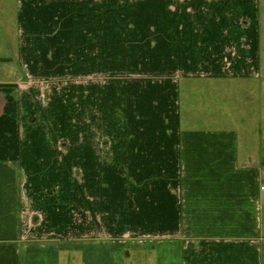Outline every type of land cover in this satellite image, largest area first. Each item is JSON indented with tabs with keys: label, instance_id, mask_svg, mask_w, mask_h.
<instances>
[{
	"label": "rangeland",
	"instance_id": "1",
	"mask_svg": "<svg viewBox=\"0 0 264 264\" xmlns=\"http://www.w3.org/2000/svg\"><path fill=\"white\" fill-rule=\"evenodd\" d=\"M13 3L0 0V24L9 28L16 23ZM124 3V7L110 4L107 29L98 31L99 38L92 44L82 33L75 34L74 41L70 39V48H64L67 40L52 39L59 36V26L44 32L41 25L40 77H30L23 87L29 90L30 103L40 107V205H47L40 208L41 242L179 237L186 227L178 222L183 175L178 156L179 113L184 128L198 131L232 129L243 121L251 131L258 120V104L254 100L248 103L252 96L245 92L248 86H240L248 83L180 81L182 75L197 74L206 66L196 63L197 53L202 52L194 49L198 44H162L163 27H156L160 30L155 35V27L151 30L147 24L149 17L138 11L164 1ZM249 3L259 12L260 24L250 29L258 30L260 36L264 72V0ZM50 19L60 23L61 18ZM248 19L254 18H238L236 24L244 26ZM136 20L141 23L136 25ZM230 28L229 40L238 34L234 40L243 43L240 27ZM221 30L225 37L228 32ZM0 44L7 46L2 31ZM58 45L62 48L57 49ZM228 45L232 50L221 49L222 64L232 66L224 56L229 50L233 51L229 60H237L234 47L239 59L246 60L247 45ZM184 54H188L184 60L189 65L175 64L177 55ZM185 67L190 71H184ZM132 137L154 143L156 158L140 154V146H153L136 145V141L132 145ZM173 204L174 209H169ZM171 211L173 223L166 220ZM153 215L157 221H148Z\"/></svg>",
	"mask_w": 264,
	"mask_h": 264
},
{
	"label": "crops",
	"instance_id": "2",
	"mask_svg": "<svg viewBox=\"0 0 264 264\" xmlns=\"http://www.w3.org/2000/svg\"><path fill=\"white\" fill-rule=\"evenodd\" d=\"M145 1H164L163 5L138 10L142 11L140 15L149 17L147 24L155 27V35L160 30L156 27H163L162 44H198L194 49H202L196 63L206 68L197 74L186 73L180 81L248 83L240 86H248L245 92L252 95L247 102L254 100L258 104V120L251 131H247V121L232 129L198 131L184 128L179 113L178 156L183 175L178 222L186 226L179 237L161 241L41 242L40 208L47 205H40V107L30 103L29 90L23 89L30 77H40L41 25L44 32L58 25L59 36L52 39L67 40L64 48H70L75 34H86V41L92 44L94 38H99L98 31L107 29L111 3L124 7V2ZM255 1L14 0L16 23L12 28L0 24L7 44H0V264H264V72L260 36L258 30L255 33L250 29L260 24L256 18L259 12L254 5L249 7V2ZM245 2L246 7L242 6ZM238 5L243 9H238ZM48 16H58L60 23ZM238 18L254 19L238 26ZM140 23L136 20V25ZM230 27H240L243 43L234 40L238 34L229 40ZM223 28L228 32L225 37L221 34ZM228 44L247 45L243 50L246 60L239 59L234 47L237 60L231 62L233 51ZM224 47L230 49L229 55H224L232 65L228 68L219 60ZM187 55H177L175 64L189 65L190 61L184 60ZM76 62L75 59L73 63ZM184 71H190V67ZM135 141L136 145L147 144L141 142V137H132L130 144ZM147 145H152V149L138 146V151L155 159L156 145ZM91 156L90 152V167ZM172 215L171 211L166 216L170 223ZM151 219L156 222V215L148 221Z\"/></svg>",
	"mask_w": 264,
	"mask_h": 264
}]
</instances>
